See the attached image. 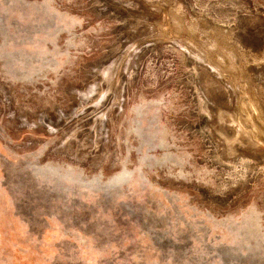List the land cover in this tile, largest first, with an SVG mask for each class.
Here are the masks:
<instances>
[{"label": "rangeland", "instance_id": "rangeland-1", "mask_svg": "<svg viewBox=\"0 0 264 264\" xmlns=\"http://www.w3.org/2000/svg\"><path fill=\"white\" fill-rule=\"evenodd\" d=\"M0 264H264V0H0Z\"/></svg>", "mask_w": 264, "mask_h": 264}]
</instances>
